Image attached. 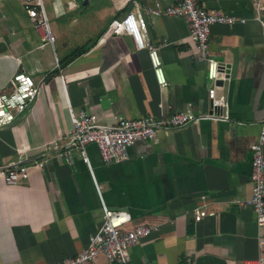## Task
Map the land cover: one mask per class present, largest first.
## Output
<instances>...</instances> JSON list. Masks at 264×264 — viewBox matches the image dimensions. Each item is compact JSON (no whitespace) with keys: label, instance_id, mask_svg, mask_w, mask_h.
Listing matches in <instances>:
<instances>
[{"label":"crops","instance_id":"obj_1","mask_svg":"<svg viewBox=\"0 0 264 264\" xmlns=\"http://www.w3.org/2000/svg\"><path fill=\"white\" fill-rule=\"evenodd\" d=\"M133 1L146 19V39L158 48L164 86L147 49L113 32L112 21ZM155 1L161 8L178 2L43 0L55 36L50 44L23 0H0V94L12 90L18 71L39 87L0 128V264H55L74 256L100 226L103 205L131 214L126 229L158 224L129 249L131 264H243L264 256V225L250 206L235 202L250 195L251 145L264 117V9L258 0H200L208 11L243 20L210 27L209 53L227 70L215 83L185 20L150 12ZM214 85L223 100L216 109L207 98ZM70 109L105 125L183 109L224 119L160 131L157 143L137 141L125 160L107 164L96 145L85 147L86 162L70 142ZM14 164L25 165L29 178L8 185L4 170ZM202 203L212 214L197 221L192 210ZM93 264L109 262L98 256Z\"/></svg>","mask_w":264,"mask_h":264},{"label":"built area","instance_id":"obj_2","mask_svg":"<svg viewBox=\"0 0 264 264\" xmlns=\"http://www.w3.org/2000/svg\"><path fill=\"white\" fill-rule=\"evenodd\" d=\"M258 10L264 9V0L256 3ZM23 8L31 19L34 28L39 32L43 42L53 44L55 36L52 33L43 0H23ZM150 12H162L166 15L181 16L187 26L189 36L193 42V49L198 58L206 64V76L216 83L227 77V70L210 55L208 37L213 24H233L243 21L234 15L221 10L208 11L200 0H178L171 6L161 8L155 1ZM264 36V20H260ZM113 32L129 35L138 49H147L150 64L157 82L166 85L163 76L158 48L146 39L147 23L137 1L132 2V8L121 18L112 21ZM36 84L27 74L18 71L12 77V90L0 94V128L10 125L15 116L23 112L38 94ZM218 86L208 88L207 98L213 109L223 105L218 96ZM72 128L68 133L70 142L80 151L83 160L88 162L85 147L94 144L105 163H118L127 158V149L137 141L157 143L160 131L168 132L189 123L213 119H224L213 113L195 114L189 109L173 112L167 116H146L141 118L119 117L112 125L101 123L95 114L81 110L73 113L70 109ZM264 117L260 121L259 134L255 143L251 145V172L249 175L251 188L247 198H237L235 202L242 206H250L255 213L257 225H264ZM71 161L70 155H67ZM4 181L8 185L25 182L29 178L28 168L23 164H14L5 168ZM103 207V220L98 229L90 235L88 244L72 257L65 258L55 264H86L94 263L98 256H104L109 264H131L129 249L140 239L158 230L156 223H140L126 229L131 221V214L124 209H108ZM205 203L196 205L192 210L195 220L199 221L207 215ZM152 264V263H147ZM243 264H264V256L256 259H246Z\"/></svg>","mask_w":264,"mask_h":264},{"label":"water","instance_id":"obj_3","mask_svg":"<svg viewBox=\"0 0 264 264\" xmlns=\"http://www.w3.org/2000/svg\"><path fill=\"white\" fill-rule=\"evenodd\" d=\"M219 82V83H222V80H217L216 83Z\"/></svg>","mask_w":264,"mask_h":264},{"label":"trees","instance_id":"obj_4","mask_svg":"<svg viewBox=\"0 0 264 264\" xmlns=\"http://www.w3.org/2000/svg\"><path fill=\"white\" fill-rule=\"evenodd\" d=\"M73 56V55H72ZM72 56H70V57H72Z\"/></svg>","mask_w":264,"mask_h":264}]
</instances>
